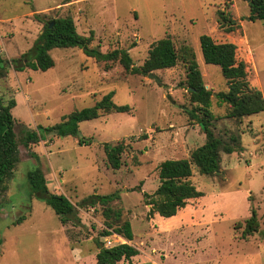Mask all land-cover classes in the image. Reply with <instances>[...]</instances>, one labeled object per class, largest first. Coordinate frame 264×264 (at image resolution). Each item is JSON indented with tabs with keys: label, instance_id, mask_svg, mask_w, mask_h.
Here are the masks:
<instances>
[{
	"label": "rangeland",
	"instance_id": "1",
	"mask_svg": "<svg viewBox=\"0 0 264 264\" xmlns=\"http://www.w3.org/2000/svg\"><path fill=\"white\" fill-rule=\"evenodd\" d=\"M250 15L246 0H0V51L7 59L29 52L45 24L59 17H72L77 31L91 37L92 48L128 50L135 65L144 63L155 41L171 37L180 54L194 52L204 83L214 93L216 134L241 133L244 146L243 151L222 152L215 175L194 166L190 180L202 196L188 200L172 217L150 215L144 194L160 185L161 163L190 158L206 140L187 112L193 103L183 57L173 67L154 70L159 81L128 73L118 59L98 61L79 47L51 49L55 64L47 70L11 66L0 81V97L16 100L12 112L20 159L0 200V264H97L94 238L109 223L126 220L133 240L117 233L100 237L105 245L129 241L139 249V255L120 264H264V111L227 117L229 106L215 96L227 89V81L218 65L205 62L200 45L204 34L235 43L251 85L264 95V21ZM109 92L116 104L130 109L80 122V135L91 137V143L52 135L24 144L27 130L54 126ZM107 142L127 145L118 169L108 163ZM36 167L51 191L76 205L80 222L62 223L32 192L27 173ZM113 192L120 198L108 205L79 206L88 196ZM106 208L111 209L108 215ZM254 211L259 230L245 236Z\"/></svg>",
	"mask_w": 264,
	"mask_h": 264
},
{
	"label": "trees",
	"instance_id": "2",
	"mask_svg": "<svg viewBox=\"0 0 264 264\" xmlns=\"http://www.w3.org/2000/svg\"><path fill=\"white\" fill-rule=\"evenodd\" d=\"M246 1L250 7L251 19L264 21V0ZM218 14L222 20L226 21L227 15L223 11L220 10ZM50 24L51 21L45 24L44 31L35 46L21 57L7 59L0 51V81L7 76L11 66L16 71H22L26 67L36 70H47L53 67L55 61L50 51L56 47H79L98 61L108 62L118 59L125 70L131 74L149 75L154 70L175 66L182 57L187 63L186 85L193 103V107L187 109V112L192 119L200 124L206 134V140L193 150L190 158L167 159L161 163L159 167L160 185L153 194H144L147 203L151 205L150 215L158 212L161 216L172 217L177 214L179 209L187 205L188 200L203 195V192L197 190L190 180L194 166L202 174L215 175L220 170L222 152L229 154L244 150L241 133L229 131L226 137L216 134L215 120L217 118L211 109V98L214 93L204 83L194 52L185 49L186 51L180 54L171 37L165 36L155 41L150 46L144 63L135 65L126 49H115L104 53L100 49L90 47L91 37H86L77 31L72 17H59L54 19L53 26ZM228 29H233V27L230 26ZM200 45L205 62L218 65L227 81V89L215 93L219 104L229 106L227 117L241 119L264 111L263 92L258 87L251 85L248 79L247 65L237 57L236 44L231 41L218 42L211 35L204 34L200 37ZM106 67L109 68L110 64H107ZM113 95L114 92L107 93L96 105L76 110L62 122L54 126L43 127L42 131L40 127L36 130H27L24 144L28 146L31 143H38L52 135L60 137L73 135L78 137L80 144L91 143V137L80 135V122L98 118L104 113L123 112L130 109L128 105L116 104ZM15 106L14 98L5 100L0 97V200L7 189V180L12 177L20 159L17 134L14 129L15 118L12 112ZM144 136L146 137V135ZM126 148L127 145L123 142L104 144L107 160L112 168L121 167V156ZM27 179L32 192L42 197L53 208L62 223L66 224L69 221H75V219L80 222L76 205L65 194L50 190L45 174L40 167L29 170ZM119 198L117 192L94 194L83 199L79 206L108 205ZM104 211L108 215L111 209L106 208ZM120 215L119 211L115 213L117 219H120ZM22 220L23 217L16 223H20ZM112 227L113 229L109 230ZM258 230V221L254 211V214L247 220L244 234L248 236ZM113 233L130 241L134 238V231L129 220L122 224H116V226L109 223L107 228L100 232V236L94 238L98 248L97 264H120L122 261L130 260L140 254L139 249L129 241L110 246L105 245L100 237H106Z\"/></svg>",
	"mask_w": 264,
	"mask_h": 264
},
{
	"label": "water",
	"instance_id": "3",
	"mask_svg": "<svg viewBox=\"0 0 264 264\" xmlns=\"http://www.w3.org/2000/svg\"><path fill=\"white\" fill-rule=\"evenodd\" d=\"M53 24H54V20L51 21L50 26H53ZM149 76H150V77H154L157 81H159V78H158L156 75H154L153 73L149 74Z\"/></svg>",
	"mask_w": 264,
	"mask_h": 264
}]
</instances>
